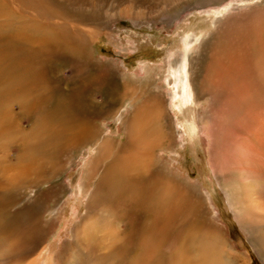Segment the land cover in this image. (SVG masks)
<instances>
[{
	"label": "bare ground",
	"instance_id": "bare-ground-1",
	"mask_svg": "<svg viewBox=\"0 0 264 264\" xmlns=\"http://www.w3.org/2000/svg\"><path fill=\"white\" fill-rule=\"evenodd\" d=\"M82 2L89 4V7ZM130 3L126 8H118V12L127 16L140 13L136 12L134 3ZM53 4V0H0V39H8L11 42L9 46L0 44V148H5L0 153V189L4 185L10 188L22 187L24 181L34 182L40 177L53 178L57 175V165L68 151L75 154L80 150H92L95 155L88 156L87 161H83L80 167L81 177L75 189L79 204L83 206L85 201L82 222L87 232H83L81 239L85 234L86 239H94L92 246L96 247V250H104L109 256H118L121 249H127V246L122 247V244H128L130 255L132 250L138 253L136 259H132V264H248L246 256L227 239L226 227L211 219V213L203 203L206 200L203 198L205 192L202 189L199 192L193 190L190 187L192 183L186 180L183 171L172 173L169 164L162 162L163 157H166L162 153L174 156L178 154L177 150L173 149L169 133L164 131L162 123L160 124V108L164 109L167 102L156 99L157 101L152 103L155 96L149 87H143L141 82L124 80L123 96L119 93L117 97L121 99V103L130 106V114L124 115L126 112L118 111L117 115L112 117L110 111L102 104V99L108 104L105 95L109 92L105 86L113 74L112 70L103 71L102 61L91 65L89 60L83 62L82 58L85 54L88 55V51L97 43L96 37L101 34L99 27L104 23H100L99 16L93 23H87L80 20L79 15L72 16L69 10L60 11L59 7ZM59 4L77 13L84 10L87 12L86 16L89 14L92 18L95 10L87 11L85 8H95L97 2L59 0ZM254 39L252 40L255 42ZM132 40L129 39L128 42L133 43ZM136 46L134 51L137 50ZM257 48L262 49L264 46L256 43L250 47L249 51L256 57L257 65L252 73V81L247 87L250 90L262 89L261 93L264 95V89L261 88L264 87V50L255 52ZM65 52L82 58L72 65H64L61 69V72L68 70L65 72L70 75L68 78L80 79V84L68 83L66 87H61L59 72L55 77L58 83L49 82L45 66L52 69V65L55 66L52 57ZM38 54L41 55L39 61L26 62L27 57ZM215 56L217 55H212L210 59L215 60ZM210 59L206 62L203 82L211 91L223 94V83L228 79L222 77L225 66L219 62L215 65ZM198 62L193 61L194 64L191 65L198 66ZM167 65L170 66V63ZM237 67L238 64L233 60L229 70L226 68L225 71L233 74ZM186 71L184 61L182 74L178 73L172 77V82L169 76H163L162 81L168 80L167 85L171 90V102L167 107L173 103L174 108L178 110L179 106L175 104L178 97L182 98L187 106V102L193 101V88H190ZM209 73L214 74L208 78ZM92 81L96 87L89 96L91 104L97 103V94L103 95L98 106L102 104V110L110 116L108 118L120 121L119 126L124 132L121 145L114 141L111 145L108 140L103 139L105 137L100 125L89 120L88 113L91 108L80 102L86 93V85ZM247 87L244 82H238L228 92V103L238 108L243 119L235 145L230 141V152L223 144V139L219 140L213 136L215 130L213 127L210 128L214 131L210 130L204 121V110L199 116L203 129L201 126L199 129L207 149L213 178L219 182L218 185L238 221L237 224L264 259V98L245 101ZM200 88V91L208 96L209 89L202 85ZM52 94L59 97L55 107L52 104ZM156 96L159 98V95ZM197 96L196 93L195 99L200 104L201 98L198 99ZM14 107L18 109L16 113L13 112ZM200 107L203 109L205 104L201 103ZM124 108L125 106L121 110ZM59 111H63L66 121H57L56 115ZM179 125L178 129L174 126L173 130L180 137L182 126ZM61 132L63 137L57 141L56 138ZM41 143L46 144L45 147L37 150L28 146L42 145ZM220 144L222 145L218 148ZM10 146L22 148L15 158H12ZM170 155L167 157H172ZM85 157L87 156L83 153L79 160H84ZM118 183L120 188L117 193L124 195L119 197L115 192L108 194L106 187L111 190ZM25 190L29 195L33 193ZM146 193L145 200L143 194ZM126 197L128 198L125 199ZM208 201L212 204L210 198ZM76 206L78 205L71 210ZM137 212L142 213L146 231L143 227L142 230L150 234L152 241L134 243L132 233L128 230L129 241H125V232L121 231L119 223H127V218L133 217ZM136 217L138 218L137 215ZM174 230L178 232L174 238L179 240V246L172 256H165L161 254V245L166 234ZM29 231L34 236H27L28 233L21 235L23 245L20 244L15 250H35V242L40 239V232L35 233L30 228ZM75 257L76 251L73 249L70 260L73 261ZM92 258L86 256L90 263ZM128 261L129 258L123 264H130Z\"/></svg>",
	"mask_w": 264,
	"mask_h": 264
},
{
	"label": "rangeland",
	"instance_id": "rangeland-1",
	"mask_svg": "<svg viewBox=\"0 0 264 264\" xmlns=\"http://www.w3.org/2000/svg\"><path fill=\"white\" fill-rule=\"evenodd\" d=\"M96 2L95 8H85L87 11L95 10L92 18L89 14L86 16L87 12L84 10L77 13L67 6L60 5L59 0H53V5L59 7L60 11L69 10L68 12L72 16L79 15L80 20L87 23H93L97 16H99L100 23H104L99 27L101 29L99 33L101 34L96 37L97 43L88 51L89 57L87 54L82 56L83 62L89 60L90 64L94 65L102 61V70H112L113 72L105 86L109 92L105 95L108 104L102 99L103 106L110 111L112 117L117 115L118 111L126 112L124 115L130 114V106L127 103H121V99L117 97L119 93L120 96H123L124 80L141 82L143 87H149L150 92H153L155 96L152 103L162 99L164 103L165 101L167 104L170 103V86L167 85L168 80L162 81V79L166 75L170 77L169 80L172 82V77L177 76L178 73L182 74L184 61H186V76H188L190 88H193L191 89L193 101L187 102V106V104L184 105L183 99L178 97L175 99L176 106H179L178 110L174 108L173 103L170 107L165 104L164 109L159 107L160 124L162 123L164 131L169 133L168 137L174 147L173 149L178 152L177 156L167 154L172 157H167L162 153L166 156L163 157L162 162L169 164L172 173L178 170L183 171L186 180L192 183L190 187L193 190L199 192L202 189L205 192L203 198L204 200L206 198V200L203 203L207 205L211 213V219L226 227L227 239L246 256L248 264H264V259L257 247L237 224L238 221L218 185L219 182L213 178L211 163L208 160L207 149L204 140L200 136L199 129L200 126L202 128V124L199 123V116L201 111L204 110V121L209 128L213 127L215 130L210 128L214 131V133L213 131H210V133H213V136L215 135L214 137L219 140L223 139V144L229 148V152L230 141L235 145V138L239 136L242 128L240 123L243 119L238 108L228 103V92L238 82H244L247 87L252 81V73L255 72L257 59L252 56L249 50H251L252 44L259 43L264 46V0H96ZM130 2L134 3L133 6L136 8V12L140 13L130 16L120 14L118 8H126L128 4H131ZM35 3L40 4L42 2ZM87 5L89 7V4ZM216 29H218L217 32ZM251 38H255V42ZM129 39H133V43H129ZM0 44L9 46L11 42L8 39H0ZM134 46L137 49L135 51ZM121 49H124V51L122 52ZM258 50H264V48H257L255 52ZM214 54L217 55L215 60L210 59ZM82 58L75 57L70 52L52 57L55 66L52 65V69H49L46 65L44 68L49 82L58 83L55 77L59 72L61 87H66L68 83L69 85L80 84V79L68 78L70 75L65 74L68 70L64 69L61 72V69L64 65H72L76 60H82ZM40 59L41 55L38 54L37 56L27 57L26 62L32 63ZM209 59L215 65L218 62L223 64L225 70L226 68L229 70V65L232 64L233 60L239 66L237 70L233 71V74L228 73V71L226 73L224 70L222 77L228 79L223 83V87H225L223 94L211 91L203 82L206 62ZM196 60L199 61V65L192 66L191 64H194L192 62ZM167 63H170V66ZM212 74L214 73H209L208 78ZM93 82L86 85V93L80 102L91 108L88 113L89 120L100 125L102 135L105 137L103 139L108 140L111 145L113 141L117 145H121L124 132L119 126L120 121L115 118V121L108 118L110 116L102 110V104L98 106V102L103 95L97 94V103L93 102L91 104L89 96L96 87ZM226 83L229 84L226 85ZM201 85L209 89L208 96L200 91ZM261 88L264 89L262 86ZM261 92L262 89L250 90L248 88L245 101L263 99L264 95ZM196 93L198 99L201 98L200 104H205L203 109L195 99ZM156 95H159V98ZM58 101L59 97L53 95V107L58 105ZM124 106L125 108L122 111L121 109ZM17 111L18 109L14 107L13 112L16 113ZM241 114L244 116L243 112ZM56 119L57 121H66L63 111L57 113ZM177 125L182 126L180 137L173 130L174 126L178 129ZM24 127L27 128V126ZM62 137L61 132L56 140L59 141ZM41 144L28 146L32 150H37L46 145ZM87 146L88 144L85 145V147ZM1 148L0 153L5 150L4 147ZM9 150L12 153V158H15L22 148L21 146H10ZM48 152L52 153L49 150ZM83 153L87 157L84 160H79ZM92 155H95L92 150H80L75 154L68 151L65 158L57 165V175L53 178L40 177L34 182L26 180L22 187L10 188L7 185L1 187L0 264H123L128 258V263L132 264V259L135 260L138 253L136 250H132L130 255L128 244H122V247L127 246V249H121L118 256H109L106 255L104 250H96V247L92 246L94 239L92 240L91 237L86 239L87 234L81 239L83 232H87L82 222L85 215L83 208L85 201L83 206L79 204L75 186L81 177L80 167L87 161L88 156ZM177 164H179V167H177ZM120 182L123 183L122 180ZM61 185L63 186L58 188ZM92 187H94L93 184ZM118 188H120L119 183L114 185L111 190L106 187V191L108 194L115 192L116 196L121 197L124 194H118ZM25 189H27V192L32 191L33 193L29 195L25 193ZM73 191H76V193ZM143 195L146 200L147 193ZM208 198L211 199L212 204L208 201ZM75 205L78 206L72 211L71 208ZM30 214L33 216L31 217ZM136 215L127 218V223L125 221L119 223L121 231L125 232V241L127 243L129 241L127 230L132 233L134 243L152 241L150 234L144 232L146 230L143 227L142 213L137 212ZM29 228L35 233L40 232V239H36L35 242V250H15L23 243V236L21 235L28 233L27 236H34ZM176 230L179 231L180 229ZM177 233L174 230L166 234L161 245V254L172 256L175 253L179 246V240L174 238ZM10 236L11 238H9ZM19 237L21 238L19 239ZM7 238L9 239L7 240ZM12 240L15 245H13ZM73 249L76 251V257L71 261L70 255ZM87 255L93 257L91 263L87 261Z\"/></svg>",
	"mask_w": 264,
	"mask_h": 264
}]
</instances>
